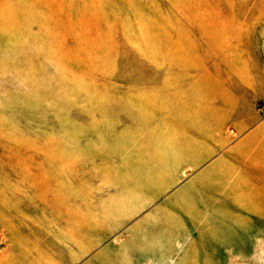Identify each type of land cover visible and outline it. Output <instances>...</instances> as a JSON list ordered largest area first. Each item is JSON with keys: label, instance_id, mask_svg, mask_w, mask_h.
Instances as JSON below:
<instances>
[{"label": "rangeland", "instance_id": "374dc122", "mask_svg": "<svg viewBox=\"0 0 264 264\" xmlns=\"http://www.w3.org/2000/svg\"><path fill=\"white\" fill-rule=\"evenodd\" d=\"M115 100L235 115L173 184ZM0 264H264V0H0Z\"/></svg>", "mask_w": 264, "mask_h": 264}, {"label": "crops", "instance_id": "0c3cea01", "mask_svg": "<svg viewBox=\"0 0 264 264\" xmlns=\"http://www.w3.org/2000/svg\"><path fill=\"white\" fill-rule=\"evenodd\" d=\"M116 113L124 116L133 123L123 127L136 135L143 133L154 137H170L174 141V157L170 166L171 183L178 184L184 175L204 168L210 160L211 152L218 148L211 146V131L209 121H225L228 114L224 109L214 108L210 111V100H115ZM194 119L201 120L199 126H195ZM205 121V122H204ZM144 126V127H143ZM220 130H216L217 136L213 141L224 144L225 139L218 136ZM128 134V132H121ZM165 169V168H163ZM160 178L165 176L158 175ZM148 201L141 207L147 208Z\"/></svg>", "mask_w": 264, "mask_h": 264}]
</instances>
